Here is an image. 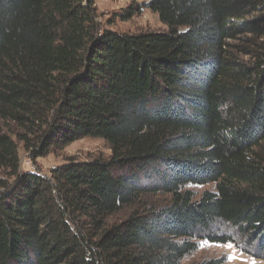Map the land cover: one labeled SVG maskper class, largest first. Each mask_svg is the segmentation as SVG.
Masks as SVG:
<instances>
[{
  "label": "trees",
  "instance_id": "trees-1",
  "mask_svg": "<svg viewBox=\"0 0 264 264\" xmlns=\"http://www.w3.org/2000/svg\"><path fill=\"white\" fill-rule=\"evenodd\" d=\"M141 7L168 33L100 30L94 0H0V264H181L199 237L231 242L216 223L264 241V0L121 18ZM87 137L108 160L21 171L20 145L37 159Z\"/></svg>",
  "mask_w": 264,
  "mask_h": 264
},
{
  "label": "rangeland",
  "instance_id": "rangeland-1",
  "mask_svg": "<svg viewBox=\"0 0 264 264\" xmlns=\"http://www.w3.org/2000/svg\"><path fill=\"white\" fill-rule=\"evenodd\" d=\"M152 0H94L97 22L100 30H111L121 34H139L145 32L168 33V27L163 24L158 15L150 9L141 7V10L132 18L123 20L121 14L128 8L148 5ZM136 11V9H135ZM186 27L179 31H186ZM111 155L110 145L103 139L83 138L66 146L62 150H52L42 158H31V154L25 152L19 146V158L22 172H34L43 176H49L50 170L61 167L69 160L90 162L93 160H108ZM198 199L205 191H214V185L188 186L186 188ZM169 196H145L132 208H124L115 217L126 218L132 211L151 205L155 208H163L168 205ZM210 234L230 237L227 244H213L199 237L195 240L197 250L187 256L181 264H200L210 260H222V264H264V250L261 245L264 241L252 242L251 239L235 228L221 223L212 226Z\"/></svg>",
  "mask_w": 264,
  "mask_h": 264
},
{
  "label": "built area",
  "instance_id": "built-area-1",
  "mask_svg": "<svg viewBox=\"0 0 264 264\" xmlns=\"http://www.w3.org/2000/svg\"><path fill=\"white\" fill-rule=\"evenodd\" d=\"M106 1H108V0H106ZM109 1H112V0H109ZM120 1H123V0H120Z\"/></svg>",
  "mask_w": 264,
  "mask_h": 264
}]
</instances>
